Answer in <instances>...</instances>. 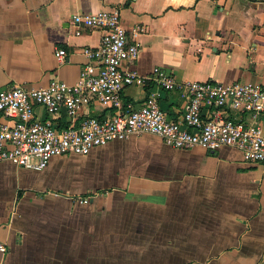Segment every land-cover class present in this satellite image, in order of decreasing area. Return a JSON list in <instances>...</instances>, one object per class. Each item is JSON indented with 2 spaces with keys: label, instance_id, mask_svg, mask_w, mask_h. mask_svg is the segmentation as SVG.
I'll use <instances>...</instances> for the list:
<instances>
[{
  "label": "crops",
  "instance_id": "0c3cea01",
  "mask_svg": "<svg viewBox=\"0 0 264 264\" xmlns=\"http://www.w3.org/2000/svg\"><path fill=\"white\" fill-rule=\"evenodd\" d=\"M109 6L128 38L136 30L128 66L139 74L159 65L177 80L264 83V0H0V89L73 82L81 47L100 32L74 34L70 15ZM147 90L121 95L138 104ZM158 102L178 118L175 90ZM87 113L106 115L96 104ZM253 122L264 132V113ZM0 243V264H264V162L148 133L53 156L41 170L0 162Z\"/></svg>",
  "mask_w": 264,
  "mask_h": 264
},
{
  "label": "built area",
  "instance_id": "2783aa9c",
  "mask_svg": "<svg viewBox=\"0 0 264 264\" xmlns=\"http://www.w3.org/2000/svg\"><path fill=\"white\" fill-rule=\"evenodd\" d=\"M70 18L74 34L80 27L98 29L99 39L81 47L85 60L73 82L52 78L41 86L0 89V162L41 170L53 156L85 155L93 147L139 133L156 135L175 149L214 152L227 146L245 161L264 162V132L253 122L264 113V83L177 80L159 65L139 74L128 66L138 52L136 30L130 29L128 38L117 6L75 12ZM53 53L60 60L64 50L55 47ZM130 84L148 89L138 104L122 98L123 87ZM173 90L181 100L176 119L168 118L158 102L160 92ZM90 104L102 107L106 115H88ZM244 114L248 121L241 118ZM87 199L78 196L75 202ZM4 252L0 243V254Z\"/></svg>",
  "mask_w": 264,
  "mask_h": 264
}]
</instances>
